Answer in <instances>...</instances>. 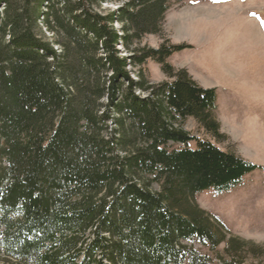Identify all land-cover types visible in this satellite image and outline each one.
Instances as JSON below:
<instances>
[{
	"label": "trees",
	"instance_id": "trees-1",
	"mask_svg": "<svg viewBox=\"0 0 264 264\" xmlns=\"http://www.w3.org/2000/svg\"><path fill=\"white\" fill-rule=\"evenodd\" d=\"M109 1L0 0V264L264 259L193 201L258 168L181 127L225 139L214 88L169 64L187 45H137L174 0ZM147 61L168 80L148 83Z\"/></svg>",
	"mask_w": 264,
	"mask_h": 264
},
{
	"label": "rangeland",
	"instance_id": "rangeland-1",
	"mask_svg": "<svg viewBox=\"0 0 264 264\" xmlns=\"http://www.w3.org/2000/svg\"><path fill=\"white\" fill-rule=\"evenodd\" d=\"M126 1L103 3L100 11L116 10ZM165 40L187 45L168 58L171 66L186 70L198 86L214 88V117L225 139L216 142L192 118L182 120L181 127L258 166L237 187L220 194L204 191L193 201L218 218L228 235L264 246V0H174L160 34L145 35L137 45L155 48ZM129 69L136 79V69ZM144 76L150 84L168 80L152 61L144 65ZM193 247L211 255L197 242ZM242 264H264V259L248 257Z\"/></svg>",
	"mask_w": 264,
	"mask_h": 264
}]
</instances>
